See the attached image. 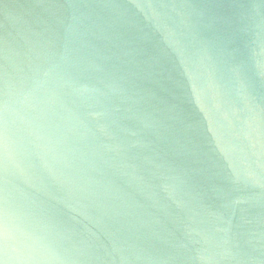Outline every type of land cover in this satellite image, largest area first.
Wrapping results in <instances>:
<instances>
[{
    "label": "clouds",
    "instance_id": "1",
    "mask_svg": "<svg viewBox=\"0 0 264 264\" xmlns=\"http://www.w3.org/2000/svg\"><path fill=\"white\" fill-rule=\"evenodd\" d=\"M177 5L196 14L189 0H173L172 9ZM104 7L116 18H135L115 0ZM156 15L167 43L189 41L168 28L169 12ZM167 58L158 49L149 65L153 77L145 79L123 66L103 67L79 43L63 45L58 33L10 61L0 58V264H247L234 210L204 215L209 248L188 237H162L134 198L137 178L125 159L142 140L113 132L119 142L112 144L100 134L117 126L118 109L110 107L116 96L134 99L155 125L167 127L168 113L178 107L163 75ZM191 59L207 70L200 53ZM172 171L178 187L188 183L179 166ZM242 175L244 189H262L243 201L264 204V169ZM161 243L169 251L157 255Z\"/></svg>",
    "mask_w": 264,
    "mask_h": 264
},
{
    "label": "water",
    "instance_id": "2",
    "mask_svg": "<svg viewBox=\"0 0 264 264\" xmlns=\"http://www.w3.org/2000/svg\"><path fill=\"white\" fill-rule=\"evenodd\" d=\"M111 2L0 0V58L10 61L16 51L58 33L63 45L79 43L103 67L123 66L151 79L149 65L158 49L166 50L163 75L178 105L168 113L167 127L155 125L134 99L116 96L110 107L118 109L117 126L100 134L112 144L119 142L113 132L142 140L125 159L137 178L134 198L162 237H188L209 248L202 239L204 215L234 210L247 264H264V204L243 201L262 189H244L242 175L264 169V0H189L195 15L179 5L173 10V0H115L135 14L133 20L111 15L104 7ZM164 11L172 16L168 28L190 43L166 42L156 15ZM193 52L205 57L206 71L195 67ZM174 166L186 173L183 187L173 179ZM168 251L161 243L155 254Z\"/></svg>",
    "mask_w": 264,
    "mask_h": 264
}]
</instances>
